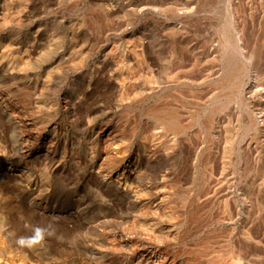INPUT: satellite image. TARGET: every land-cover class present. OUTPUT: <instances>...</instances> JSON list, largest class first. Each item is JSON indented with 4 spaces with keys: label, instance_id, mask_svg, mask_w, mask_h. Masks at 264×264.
<instances>
[{
    "label": "rangeland",
    "instance_id": "374dc122",
    "mask_svg": "<svg viewBox=\"0 0 264 264\" xmlns=\"http://www.w3.org/2000/svg\"><path fill=\"white\" fill-rule=\"evenodd\" d=\"M203 2L0 0V239L5 241V246L0 244V264H32L28 251L33 249L45 256L34 264H92L86 252L91 245L83 246L84 239L104 241L103 248L97 249L107 250L109 256L119 261L126 260L136 240H143L140 249L146 251H151L157 245L153 237L144 234V230L139 232L143 225L153 226L165 235L169 231L179 232L185 235L188 246L199 245V239L206 235L222 239L229 234L230 226L225 224L227 218L222 210V199L216 201L215 205L210 204V207L214 205L210 208L213 212L208 204L201 209H204L202 213L200 208L192 207V210L186 211L183 208L184 203L193 199L200 185L191 176L199 175L202 171V174L210 172L208 159L211 149H208L210 144L206 141L203 125L206 116L216 109L214 116L222 118L227 113L229 124L228 132L220 135L218 152L212 165L214 177L222 174L228 183L221 185V181L214 178V182H209V187L218 188L220 184L218 192L228 197L232 218H236L234 222L239 217L236 210L239 205L232 197H236L240 189L238 174L241 169L236 161L238 147L233 146L232 149L231 143L244 139V131L240 127V130L234 128L233 109L224 113L219 109L226 101L227 92L206 86L204 81L202 84L201 80L207 78L208 72L206 62L199 60V53L214 46V43L215 46L221 45V41L231 37L226 25L228 3L227 0ZM231 2L241 8L239 10L245 20L244 32L247 30V35L243 33L245 41L250 40L244 44L247 56L254 43L259 41L263 44L259 69L264 74V0ZM119 3L129 5V9L137 4L145 8L138 15H130V10L125 16L120 11ZM136 31L142 33L138 44ZM180 40L185 42L187 48L182 56L183 66L173 60L172 67L178 64L182 72L186 70L183 72L185 74L175 77L176 82L182 79L180 82L183 83H168L171 91L184 98H181L183 102L168 99V93L158 101L136 95L139 88L148 89V79L161 80L158 72L160 65L154 59L153 50ZM131 44L142 48L149 62L143 63L141 53H122L123 47H130ZM168 57L166 55L165 58ZM135 58L142 61L139 63L141 68L137 67V71H134L139 79L138 88L133 90L127 87V106L117 107L120 72H124L126 63L137 65ZM145 66H149L151 72H148L150 69L146 71L148 67ZM212 72L208 78L214 80L218 71ZM66 101L68 105L59 109L50 106L53 102ZM157 104L160 108L172 107L176 110L181 123L188 126L186 140L181 139L175 146L172 145V135L165 130L166 125L147 111ZM245 122L242 119V126ZM90 130H93L97 140L106 134L130 133L129 141L132 144L127 146L128 149L139 144L148 149L159 145L157 154L150 158L145 171L149 169L150 175L165 171L169 177L164 182V189H180L181 196L177 198L167 194L168 198L157 205L153 202L155 191L146 185L153 187L155 182H160L147 176L146 183L136 179L131 187L148 201L135 206L129 203L116 184L107 179L101 182L97 178L96 171L104 172L109 163L100 155V145L95 151L91 148V139L87 135ZM45 137L52 144L35 154L38 143L31 145L28 140ZM109 146L113 153H121L123 146L126 148L122 141H115ZM169 147L174 148L166 154ZM261 154L256 148L251 149L246 161L248 174L249 171L251 175L255 172L252 170ZM125 177L126 174H123L118 179ZM251 188L253 195L250 200L254 205L257 189ZM260 195L257 201L260 203L263 200L261 203L264 206V194ZM74 201L79 203L75 204ZM170 208L174 210L172 218L165 217L163 213ZM208 209L212 216L206 218L204 226V213ZM255 210L251 208L250 218L259 222L262 219L263 222L264 211L262 213L257 209L258 216ZM61 212L72 214L61 217ZM102 215L107 217L101 220L98 217ZM211 217H217L213 219L215 222L222 220L219 227ZM257 231L258 235L264 232L261 228ZM119 239L128 243V251L114 244ZM27 240L31 242L29 247L24 245ZM6 245H14L12 253H8L9 247ZM181 246L168 245L163 250L180 249Z\"/></svg>",
    "mask_w": 264,
    "mask_h": 264
},
{
    "label": "bare ground",
    "instance_id": "6f19581e",
    "mask_svg": "<svg viewBox=\"0 0 264 264\" xmlns=\"http://www.w3.org/2000/svg\"><path fill=\"white\" fill-rule=\"evenodd\" d=\"M109 1L114 2V0H109ZM227 3H228L227 4L228 8L226 7V10L228 12H226L227 13L226 25L228 27L229 34H231V37H227L228 39L224 40L223 42L221 41V45L217 44L216 47L214 43V46H211L209 49L207 48V50L204 51L203 53H199V60L202 59L206 62L205 63L207 68L206 72H208V74H206L207 78L203 77L205 80H201L202 84L204 81L206 86L218 88L220 89V91L227 92L226 93L227 96L232 97L229 98L226 96L225 103H223V105L219 107V109H221L223 113L227 112L229 109H233L235 112L234 128H236L237 130L243 129L244 135L246 136V137L244 136V139L241 138V140L238 143L237 142L231 143L232 149L233 146L238 147V152L236 153V161L238 167L243 172L241 173V171H239L238 174L240 176L238 182V185L240 186L237 195L238 197L237 196L232 197L234 202L239 205V207L237 206L236 209L239 214L238 221L234 222V219L236 220V218L234 219L232 218V212H230L229 210L230 207H229L228 197L219 194L218 192L221 185H223L224 183H228L227 179L224 178L222 174L218 175L217 177H214L215 175L213 171L214 165H212V162L214 161V157L217 155L218 152V141L220 139L221 133L226 134L228 132L227 126L229 124V118L227 113L223 114L222 118L220 117L216 118V116H214L216 109H213L215 112L213 113L211 112L210 115H208L209 113L207 114L208 116H206L207 117L206 123L204 122L203 125L204 129L206 130L205 133V135L207 136L206 141L207 143L210 144V147L208 146L209 147L208 149L209 150L211 149L210 150L211 156L208 159L209 160L208 166H210V172L208 174H206V172L202 174L203 172L202 171L201 172L202 175L199 174V175L191 176L194 179L193 181L199 182L200 185L198 191L193 195V199H189V200L187 199L188 203H184L183 208L185 211L188 209L192 210V207L200 208V212L202 213L204 209L202 211L201 209L205 207L207 204L210 209L211 207L213 208L216 201L219 202V199H222V204L224 206L222 210H224V213L226 215L225 217L227 218L225 219L227 220L225 224L230 226L229 234L222 239H219L218 236H216L217 238L214 239L212 237H209V235H206V237L199 239L198 242L199 245L197 244L193 246H188L186 243L185 235H182L179 232L169 231L165 235V233L159 232L158 230L154 229L153 226L149 227L143 225V229H141L139 232H142V230H144L145 235L153 237L156 240L157 245L156 247L154 246L155 247L154 249H152L151 251H146L142 248L140 249V244H142L143 240L142 239L136 240L134 241V244L131 245L132 249L130 250L131 253L130 257L127 258L126 260L119 261L114 256L112 255L109 256L107 254L108 253L107 250L97 249V247L103 248L104 241H100L96 239H86V240L84 239L82 241L83 246L91 245L86 248V252L88 253V256L92 264H264V232L261 231V235H258V231H257L260 228L264 230V220L262 222L261 221L262 219H260L259 222L255 219L250 218L251 208L252 209L255 208L256 210L259 209V211H262V213L264 211L263 203H261L263 200L261 201L260 199L261 204L258 203L259 201L258 199L261 197L260 194L262 193L264 194V175H262L264 169V74L263 73L261 74L259 69L260 64L262 62L261 55L263 53L261 54V46L263 44L261 45L259 41L258 43L256 42L257 44L254 43L255 46L247 56L245 51L246 45L244 44H246L250 40L245 41L244 35L245 34L247 35V30L245 29L246 30L245 33L244 32L245 20L244 17H242L243 14L240 13L239 10L240 7L235 5L236 3L233 4L231 0L230 1L227 0ZM118 6L120 7L121 13L125 16L129 13L130 10H132L131 13H129L130 15H138L141 12H143V9L145 8L142 7V4L134 5L131 9H129L130 8L129 5L124 3H119ZM199 8L202 7L200 6ZM141 34H142L141 32H137V34L135 35L137 36L135 37L137 44L139 43V41H141L140 40ZM184 43L182 42V40H180L176 43L168 44V46L166 47L161 46V48L159 47L153 50L154 59H156V61L159 63L158 65H160L159 68L160 70L158 72H160L161 80H156L158 81L156 82L154 81V78L148 79L146 82L148 85V89L141 87L135 92L136 95L140 94V96L143 97L145 95L147 99L156 98L158 101L161 98H163L164 94L168 93L169 94V96L167 97L168 99L171 100L175 99V101L178 102L182 101L181 100L182 97L180 96V94L171 91V85L168 82L172 83V81H175V77H177L179 74L180 75L185 74L183 72H186V70L182 72V67L177 66L178 64L180 66L183 63L182 61L183 52L185 49H187L185 47L186 45L184 46ZM211 44L213 45V43ZM201 49L200 51L202 52L203 49L202 50ZM123 51L125 55L131 53L136 55L141 53L140 55L142 58L141 57L140 58L142 59L143 63L146 64V62H149V60L146 59L144 50L142 48L139 49L138 46L136 47L135 44H133V46L131 44L130 47H126V48L123 47L122 53ZM164 51L167 52L165 53ZM166 55L167 56L169 55L170 58L168 57L169 59H166L165 58ZM194 56L198 58V56L196 55ZM136 59L137 58H135V60ZM140 60H136V62L138 61V64L137 63H136L137 65L133 64L135 66H133L132 63L131 64L126 63L125 65L126 69L124 68V72H123L125 73V75L119 71L121 75L117 83L119 86V91L117 93V98H116L117 107L124 108V106H127V100H129V98H127L125 94L126 93L125 89L127 87L130 86L133 90H135V88H138L137 83L139 79L135 77L136 74L134 73V71H137V67L139 68L141 66V64L139 65V63H141L142 61L139 62ZM173 60H177L178 62V64L175 67H172ZM217 60H219L218 63L220 64L217 63ZM173 64L175 65V62ZM122 66L124 67L123 64L121 65V67ZM146 67H148L146 71L150 69L149 66H145V68ZM214 70L218 71L217 72L218 74H216L217 77L214 80H212L211 78L209 79L208 77L210 73L212 71L214 72ZM148 72H151V69ZM150 76L153 77L152 75ZM117 80L118 79L116 78V82ZM181 80L182 79H180L177 82L175 81L176 84H180ZM182 99L184 100V98ZM67 102L68 101L62 103L53 102L50 104V106L54 107L55 109H59L63 106H67L68 105ZM156 106L155 107L152 106L153 108H149L147 111H149V113H151L155 117H158L166 125L165 130H167L172 135L170 140L172 145L175 146V143H177V141H181V139L186 140L187 137L186 129L188 126H185L184 124L181 123L180 117L176 112V110L172 107L160 108L158 104ZM242 119H245L246 121L245 123H243L244 127L242 126ZM87 135L91 139L90 143L93 146L91 147L93 151H95L97 146L100 145L102 147V149L100 150V155L104 159H106L109 163V166H107L104 172L100 171L99 169L96 171L97 178L100 179L101 182H105V179H107L111 183L116 184L119 190L122 191L124 197H126L127 200H129V203H132L135 206L138 204L143 205L146 203V201H148V199L142 198L141 194L139 192L137 193L135 188L131 187L132 181L136 179L138 181H144V183H146L145 181L148 180L147 176H149V178L151 177L154 178L153 179L154 181L157 180L160 182V183L155 182L156 185L153 187L146 185L147 188H149L150 190L153 189L155 191L154 192L155 198L153 199V202L158 203L157 205L161 204L162 199L168 198L167 194L175 195L177 198L181 196L182 193L180 194L179 192L180 189L178 190L176 188L173 191H167L164 189L165 187L164 182H166L169 177L165 171H163V173L159 171V173H156L154 175L149 174L150 171L149 169L145 171V168L148 166V162L150 158L157 154V149L159 145H155L153 147L151 146L148 149V147L139 144L138 146L135 147L131 146V148L128 149L127 146H130L132 144L129 141V138L132 136V134L126 133L125 131H121L120 133H115V134L114 133L106 134L103 137H101L100 140H97V138L94 137L95 134L93 130L88 131ZM28 141L31 142V145L38 143V146L34 152L35 154L39 153L44 147L52 144V141H49L47 137L37 138V139L34 138ZM115 141H122V145L124 144L126 146V148H124L123 146L121 153L120 152L113 153V151L110 149L109 145H111ZM108 142H110V144H108ZM173 148L169 147L166 150V154L170 153V150L172 151ZM252 148L253 149L256 148L257 150H260V154L262 152L261 158L259 157L260 159L257 158V160L258 159L259 160L255 161L256 165L254 164L255 168L254 170H252L255 171L253 175H251L252 173L250 171L248 174V170H247L248 166L246 168L247 157L250 155V151ZM123 174H126V177L123 178V180L118 179V177H120ZM214 178L219 179L221 181L220 183L222 184L221 185L218 184L219 185L218 188L214 186H213L214 188H212L210 186L212 188L210 189L209 182L211 180H213L214 182ZM251 187H256L255 189H257V191L255 190L256 199L254 198L255 199L254 205H251L252 201L250 200L251 196L253 195L252 192L250 191ZM187 200L185 202H187ZM74 202L75 204L79 203L78 201H74ZM210 204H214V205L213 206L211 205L210 207ZM209 209L207 211L205 210L204 213L206 215L205 220L203 221L204 226H206L205 225L207 222L206 218L212 216L210 215L211 209L210 210ZM211 211L213 212V210ZM63 213L64 212H61V214L59 215L61 217H65L72 214L71 212L67 213L66 215ZM173 213H174L173 208H170L167 209V211H165L163 214L165 217L172 218ZM258 213L259 212H257V214ZM256 215L254 216L256 217ZM259 215L260 214H258V216ZM105 217H107V215H102L99 216L98 218L104 220ZM215 218L217 219V217ZM215 218H212V220ZM259 218L261 217H258V219ZM213 221L215 222V220ZM220 222L217 220L215 224L219 227ZM212 232L214 231L212 230ZM0 244L2 246H5V241L3 239H0ZM114 244L128 251L127 249L128 243H126V241L119 239ZM24 245L29 247L31 245V242L27 240ZM168 245H175V246L182 245V246L180 249L174 247L170 250H163ZM13 246L14 245L12 246L6 245L7 248L8 247L10 248V249L8 248L9 250L8 253L13 252L12 249ZM28 252H29L28 257L33 262L32 264L40 262L45 257L44 255L36 253L35 249H33V251L31 252L30 251ZM21 261L23 262V260ZM54 261H58V260H54ZM53 263L62 264V262H53Z\"/></svg>",
    "mask_w": 264,
    "mask_h": 264
}]
</instances>
